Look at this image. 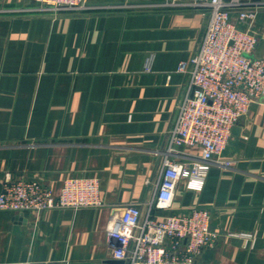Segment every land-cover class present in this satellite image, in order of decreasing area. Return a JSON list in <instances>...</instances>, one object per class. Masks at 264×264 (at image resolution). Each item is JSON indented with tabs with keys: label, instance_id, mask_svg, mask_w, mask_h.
I'll return each mask as SVG.
<instances>
[{
	"label": "crops",
	"instance_id": "1",
	"mask_svg": "<svg viewBox=\"0 0 264 264\" xmlns=\"http://www.w3.org/2000/svg\"><path fill=\"white\" fill-rule=\"evenodd\" d=\"M32 5L0 0L8 10L0 14V190L5 179L37 180L58 198L66 178H98L104 206L0 211V264H117L108 221L154 196L187 82L178 68L200 46L208 15L156 7L57 18L10 13ZM253 31L254 56L263 57L264 10ZM237 127L225 153L235 167H212L199 193L177 190L173 212L207 208L221 236L194 264H264V104H252Z\"/></svg>",
	"mask_w": 264,
	"mask_h": 264
},
{
	"label": "built area",
	"instance_id": "2",
	"mask_svg": "<svg viewBox=\"0 0 264 264\" xmlns=\"http://www.w3.org/2000/svg\"><path fill=\"white\" fill-rule=\"evenodd\" d=\"M33 1L34 5L10 13L57 18L99 10L87 0ZM142 7L187 8L207 13L208 20L197 51L178 68L187 82L159 154L154 196L114 214L106 227L107 242L117 264H194L205 250L218 245L221 236L212 229L209 209L197 206L176 213L173 205L181 184L199 193L212 167H235L225 157L233 129L247 117L252 104H264V56H254L259 38L253 31L264 0H157ZM194 149L200 155L192 154ZM103 206L98 178H66L58 198L37 180L5 179L1 184L0 211L23 215ZM227 235L252 238L246 232Z\"/></svg>",
	"mask_w": 264,
	"mask_h": 264
},
{
	"label": "water",
	"instance_id": "3",
	"mask_svg": "<svg viewBox=\"0 0 264 264\" xmlns=\"http://www.w3.org/2000/svg\"><path fill=\"white\" fill-rule=\"evenodd\" d=\"M157 3V1L154 2H126V3H112V4H89L90 7L94 8H106V7H116V8H121V7H142V6H150ZM238 127H235L233 129L234 133H237ZM118 263V262H117Z\"/></svg>",
	"mask_w": 264,
	"mask_h": 264
},
{
	"label": "rangeland",
	"instance_id": "4",
	"mask_svg": "<svg viewBox=\"0 0 264 264\" xmlns=\"http://www.w3.org/2000/svg\"><path fill=\"white\" fill-rule=\"evenodd\" d=\"M120 9L130 10L131 8L130 7H123V8H120ZM109 10H115V9H109Z\"/></svg>",
	"mask_w": 264,
	"mask_h": 264
}]
</instances>
